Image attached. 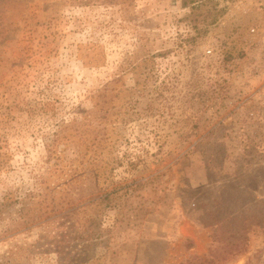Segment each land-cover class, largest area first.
<instances>
[{
	"label": "rangeland",
	"instance_id": "obj_1",
	"mask_svg": "<svg viewBox=\"0 0 264 264\" xmlns=\"http://www.w3.org/2000/svg\"><path fill=\"white\" fill-rule=\"evenodd\" d=\"M53 203L87 264H264V7L0 0V255L80 253Z\"/></svg>",
	"mask_w": 264,
	"mask_h": 264
},
{
	"label": "trees",
	"instance_id": "obj_2",
	"mask_svg": "<svg viewBox=\"0 0 264 264\" xmlns=\"http://www.w3.org/2000/svg\"><path fill=\"white\" fill-rule=\"evenodd\" d=\"M198 0H181V5L182 7H189L190 9H193V7L195 6V4H197ZM109 196L110 193L109 191H105L103 192L102 195L99 196V203H103L104 206H107L109 203ZM95 203V201L90 202L89 205H93ZM58 204H54L53 205H47L44 209L43 207H40L39 209H43V214L47 211L52 212V211H56L58 212V215L54 218H56L58 221L60 222V233L57 235L59 238H61V240H59L60 242H63L62 240L66 237L69 238V241H71V239H81L83 240V245L81 247V249H77V251H81L80 253L74 252V249H70L67 251V249L58 246L54 249L55 253L58 255L59 260H62V263H67V260L69 258H73L74 256H76V258H74V260H72L70 263L76 261L79 257H83L81 261L78 262V264H87L86 259L88 258L87 256V252L89 250H92V243H91V237H93L95 230L93 229V224L92 223L89 227L87 226V222H88V218L86 219H82L79 218V213L80 211H85V209H87V207L89 205H85L84 207H78L75 206L74 203L66 206V207H57ZM23 211V215L25 216L23 219V224L22 226L24 228L28 227L30 225V222H32L31 215L36 214L33 211H29L28 207H23L22 208ZM41 214V213H39ZM36 216H38L36 214ZM30 219V220H29ZM81 220H83L82 222H80ZM43 226V236H46L48 239V236H54L51 235V231L49 228V224L48 222L41 224ZM97 227V230L100 231L99 227ZM87 230V231H86ZM54 240V239H53ZM88 243V244H86ZM51 243L47 242V246H49ZM20 245H15L14 247H10L9 249H6L1 255H0V264H22L16 257V252L15 250L17 248H19ZM14 248V249H13ZM82 249H85L86 251H82ZM95 253V249H93V252ZM98 257V256H97ZM97 257L94 258V260L97 259ZM93 260V261H94ZM69 263V264H70Z\"/></svg>",
	"mask_w": 264,
	"mask_h": 264
},
{
	"label": "built area",
	"instance_id": "obj_3",
	"mask_svg": "<svg viewBox=\"0 0 264 264\" xmlns=\"http://www.w3.org/2000/svg\"><path fill=\"white\" fill-rule=\"evenodd\" d=\"M255 2L257 3V7H264V0H255ZM206 51L210 53L211 49H207Z\"/></svg>",
	"mask_w": 264,
	"mask_h": 264
}]
</instances>
